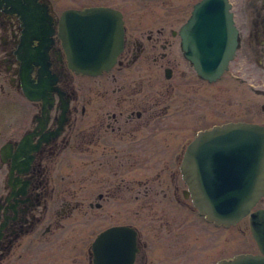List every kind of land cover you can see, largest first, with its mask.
<instances>
[{
    "label": "flooded vegetation",
    "instance_id": "af4514ba",
    "mask_svg": "<svg viewBox=\"0 0 264 264\" xmlns=\"http://www.w3.org/2000/svg\"><path fill=\"white\" fill-rule=\"evenodd\" d=\"M201 1L0 0V264H94L91 245L101 235L97 253L109 246L115 264H128L133 233L130 264H148L156 239L169 238L196 218L213 227L197 215L183 181L180 188L182 151L199 129L227 120L184 135L168 159L148 152L150 137L184 134L192 127L188 119L209 120L227 110L218 102L213 108L212 98L197 106L196 98L210 96L204 91L214 82L196 75L182 49L184 26ZM94 5L120 12L123 48L111 68L87 75L70 67L61 27L67 9ZM210 7L232 14L238 37L233 61L245 55L256 70L264 69V0H211ZM147 24L156 26L144 28ZM124 70H137L134 81L106 83ZM174 76L179 84L171 87L177 89L171 96L163 79ZM187 82L193 87H181ZM71 153L78 158L75 179L63 173ZM150 160L167 165L168 181L160 172L149 178ZM87 182L97 187L86 201ZM157 184H166L170 210L188 216L151 238L132 213L149 212V192ZM86 205L88 212L100 213L83 219ZM74 214L79 222L69 225ZM70 230L91 237L72 247ZM109 236L120 243L102 244Z\"/></svg>",
    "mask_w": 264,
    "mask_h": 264
},
{
    "label": "water",
    "instance_id": "95a60500",
    "mask_svg": "<svg viewBox=\"0 0 264 264\" xmlns=\"http://www.w3.org/2000/svg\"><path fill=\"white\" fill-rule=\"evenodd\" d=\"M205 6L206 1L189 20L195 26L199 18L203 24L193 26L197 37L186 41L185 48L197 73L215 80L233 57L237 32L231 20L222 34L207 31ZM65 21L64 40L73 67L95 72L112 64L122 47L117 13L105 7L69 10ZM181 169L199 211L217 221L235 223L264 194V128L227 123L203 131L187 146ZM250 228L261 254H239L217 264H264V209L251 213Z\"/></svg>",
    "mask_w": 264,
    "mask_h": 264
},
{
    "label": "rangeland",
    "instance_id": "374dc122",
    "mask_svg": "<svg viewBox=\"0 0 264 264\" xmlns=\"http://www.w3.org/2000/svg\"><path fill=\"white\" fill-rule=\"evenodd\" d=\"M156 24L144 25V28L155 27ZM149 62V61H148ZM233 67L229 72L224 75V77L212 84L210 91H204V94L209 95L208 97L196 98L197 106H202L205 104V100L212 98L213 108H216L217 102L221 106L226 104V112L222 117H217L214 113L211 115L209 120H199V118L188 119V125L192 126L188 132L184 134H179L172 138H149L148 152L150 156L153 154H161L163 159H168L170 157L171 151L177 146L178 141H180L184 135L191 134L195 128L208 125L212 122H220L228 119H244L249 121H254L256 123H264V109L262 106L264 104V69L256 70L254 60H249L245 55H241L236 60L232 62ZM238 69V70H236ZM137 70H124L121 73L116 72L115 80L112 78L113 74L109 75L106 79V83L112 86H117L119 84H128L130 81H134V76H136ZM148 77L153 76L147 73ZM176 75V74H175ZM177 78L174 76L170 80L163 79V82L169 87V95L175 96V92L172 91L171 87L179 84L176 81ZM183 82H180L182 84ZM182 85L181 87L189 88L193 87L191 82ZM94 85V83H93ZM258 88L255 90L254 88ZM173 93H172V92ZM117 96V95H116ZM194 97L187 104L192 103ZM187 125V122H186ZM168 142V145L164 147V142ZM163 150L160 153V150ZM165 156V157H164ZM153 160L149 161L148 175L149 178L154 177L160 172L159 177H164L165 181L169 178L165 175V166L162 162L156 164ZM78 158L76 153H71L66 160L63 173L68 174V179H75L77 177L78 170ZM169 165V164H168ZM85 171H88L85 168ZM88 176H91L90 173ZM156 184V183H155ZM97 186L93 185L92 182H87L83 184L82 195H84L86 201L93 199V190ZM183 187V182L181 180L180 188ZM72 189H76V185L71 186ZM166 184H157L149 192L150 203L153 206L149 208L147 214L134 215L132 213V220L136 224H140L143 230L149 234L151 238L157 236V232L165 231L169 227H174L176 223L183 217H187L188 214H183L182 211L173 210L169 208L170 201ZM156 193V194H154ZM113 202V201H111ZM87 202H85L86 204ZM256 207H264V198L261 199ZM87 210L83 219H91L94 215L99 214L95 209L88 212V206H85ZM157 214H162V216H157ZM166 214L168 217H164ZM105 217H102V220ZM167 218V219H166ZM70 222V224H69ZM69 225H77L79 222L78 216L74 214L73 217L69 219ZM94 227L91 228V231ZM68 242L78 241L80 238L87 240L91 237V233H81L77 230L69 232ZM67 246V240L64 241ZM154 246L152 249L153 255L149 256L148 264H210L212 261L218 257L231 256L234 253L242 251H257L256 244L249 231L247 219L241 220L235 226L229 227L228 229L214 228L210 225L204 224L199 218L195 219L194 223L186 224L183 229L171 233L169 238L156 239L153 242ZM73 247V246H72ZM183 249L186 250V255L181 254ZM181 251V252H180Z\"/></svg>",
    "mask_w": 264,
    "mask_h": 264
},
{
    "label": "snow or ice",
    "instance_id": "6c2138e0",
    "mask_svg": "<svg viewBox=\"0 0 264 264\" xmlns=\"http://www.w3.org/2000/svg\"><path fill=\"white\" fill-rule=\"evenodd\" d=\"M120 243V238L118 236H109L107 239L102 240V244L106 245H117Z\"/></svg>",
    "mask_w": 264,
    "mask_h": 264
}]
</instances>
